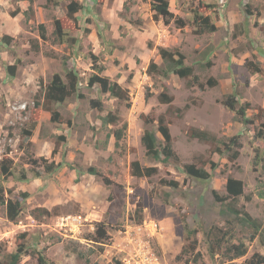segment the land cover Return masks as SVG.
I'll list each match as a JSON object with an SVG mask.
<instances>
[{
	"label": "rangeland",
	"instance_id": "rangeland-1",
	"mask_svg": "<svg viewBox=\"0 0 264 264\" xmlns=\"http://www.w3.org/2000/svg\"><path fill=\"white\" fill-rule=\"evenodd\" d=\"M81 2L73 21L64 0H0V159L14 162V177L4 180L6 196L23 203L15 223L0 206V263L22 243L54 264H247L254 252L264 253L263 134L257 138L252 125L223 103L230 94L239 105L249 103L247 117L264 130V0H169L176 16L170 23L154 19L151 0ZM196 14L209 16L217 29L198 33ZM57 18L70 41L40 37L38 24ZM159 46L179 49L204 88L191 77L150 73L152 61L164 66ZM94 55L103 71L95 68ZM250 62H259L262 72H254ZM10 64L17 65L14 77ZM67 69L79 75L78 92L56 103L63 119L54 122L37 102L53 76L65 78ZM98 72L128 89L129 99L90 85ZM164 93L171 102L161 100ZM108 114L117 122L104 121ZM146 116L155 119L150 127L159 137L158 118H165L176 152L170 161L147 156L141 143ZM124 123L116 146L113 131ZM192 127L216 139L193 138ZM25 130L33 132L29 152ZM234 135L242 147L228 150L224 143ZM56 136L66 139L58 142ZM30 154L61 165L46 173L43 163L28 162ZM134 160L155 166L156 173L132 175ZM185 164L211 176L193 177ZM90 167L112 183L89 173ZM229 176L244 182L236 199L227 197ZM245 211L258 228L243 220ZM187 226L198 231V245L178 260L189 246ZM240 241L248 245L247 254L230 261L225 247ZM197 253V263L184 262ZM19 264H38L37 256L24 254Z\"/></svg>",
	"mask_w": 264,
	"mask_h": 264
},
{
	"label": "trees",
	"instance_id": "trees-1",
	"mask_svg": "<svg viewBox=\"0 0 264 264\" xmlns=\"http://www.w3.org/2000/svg\"><path fill=\"white\" fill-rule=\"evenodd\" d=\"M28 2H33V0H25ZM51 2L52 0H48ZM66 1V15L73 21L76 20V14L83 9V3L81 0H64ZM152 9L155 11L154 19L159 20L160 16L165 21V23H170L175 19V14L170 9L169 0H151ZM54 6L59 11L61 10V6L58 1L54 2ZM249 11V10H248ZM62 12V11H61ZM195 22L198 25V33H205L207 31H215L217 29L216 24L212 23L209 16H204L202 14L195 15ZM182 24L183 22H178ZM50 25V28H49ZM38 30L40 32V37L47 41L48 39L53 40L55 42H68L69 40V31L63 26L62 21L57 18L52 20L51 23H39ZM11 37L9 35H5L2 39L3 42L8 43ZM71 39H74L72 37ZM74 41V40H71ZM38 48V44H36ZM159 54L162 57L164 66L160 67L156 62L152 61L149 65L150 73H159L164 77H168L171 73H175L180 77H191L193 82L197 83L202 89L204 88L203 82H200L199 76L194 74V69L192 66L188 65L185 61V55L179 49H169L164 46L158 47ZM94 65L96 69L99 71H103L102 66H97L98 57L96 55L93 56ZM252 64V70L254 72H262V67L259 62H250ZM7 70L10 76L16 75L17 65L10 64L7 66ZM79 75L73 69H67L65 78L61 75L56 74L53 76L52 80L45 86V93L42 99V102H37L38 105H42L43 108L51 113V120L54 122H60L63 118L61 117V113L58 109L55 108L56 103H62L72 95L77 94L78 85H79ZM90 85L98 84L102 91L110 92V94L114 97H117L121 100H128V92L129 90L123 88L120 83L117 81H111L109 76H101L98 73H94L89 79ZM148 96V94H147ZM161 100L163 102L169 103L172 101V96L164 93L161 95ZM223 103L231 110L236 111L237 114L242 118L243 122L246 124L252 125V133L257 137H261L263 134L264 138V130L257 131V126L255 124V119L247 117V109L249 108V103L239 105V100L237 99L235 94L228 95ZM97 106H101L100 102L95 103ZM104 121L115 123L117 119L115 116L108 114L104 117ZM155 122L154 118L150 116H146L145 124L147 128L144 130V133L141 136V143L145 147L146 154L148 157L152 158L156 161L168 162L172 157H176V152L172 145V137L168 124L163 116L158 118V131L161 137H159L155 130H153L150 125ZM264 125V123H263ZM127 128V124L124 123L121 128H116L113 131L114 137L116 139V146H119L120 141L124 137L125 129ZM33 135V132L30 130H25L23 133V140L26 143V150L29 152V146L31 145L30 137ZM190 136L193 138H198L202 141H213L216 137L207 130L200 128H190ZM57 137V136H56ZM58 142L60 140L66 139L64 136H58ZM224 145L226 149L231 150L232 147H242V142L240 140L239 135H234L229 138L228 141H225ZM10 149V148H8ZM57 151L55 148L54 152ZM238 151H235L233 154V158L238 156ZM29 156V155H28ZM28 162L33 166L41 165L44 167L46 173H51L56 170L57 167L61 165V163H56L55 161L49 162L45 157L35 158L32 154L28 157ZM185 172L193 177L199 179H206L211 176V174L205 168H198L195 164H185L184 165ZM157 168L155 166H143L139 160H134L131 163V173L137 177H150L155 174ZM88 172L94 174L96 176H101L104 183L106 185H110L112 181L103 176V174L97 170L95 167L88 168ZM15 169L14 162L9 157H3L0 159V206H6L7 218L12 222H17L20 213L23 209V203L18 198H11L6 196V187L4 185V180H7L9 177H14ZM36 176H40L39 172ZM22 179L26 178V173L21 172ZM174 183V182H173ZM227 197L230 199H236L244 193V182L241 179H237L233 176H229L226 183ZM26 195V194H25ZM219 198V196H217ZM221 199H225L224 197ZM139 210L142 209L141 206L138 207ZM233 212L238 213L237 210H233ZM244 221H248L252 225H255L256 228L259 226L256 224L257 220L254 219L248 212L245 211V216L243 218ZM103 225V224H102ZM186 233L188 235L189 246L183 247L181 252L176 256V259H183V253H193L198 245L197 230H190L188 226L185 228ZM221 247V245H219ZM248 245L244 241H240L238 243H232L229 246L225 247V253L230 261L242 257L247 254ZM31 253L32 255L37 256L38 264H54L49 261L47 256L43 251L38 250L36 252H28L26 246L22 243L19 244L17 249L8 253L6 255L5 262H1L0 264H19L24 254ZM199 253L197 256L193 258H186L185 263L193 262L197 263L199 260ZM247 264H264V253L254 252L247 260Z\"/></svg>",
	"mask_w": 264,
	"mask_h": 264
}]
</instances>
